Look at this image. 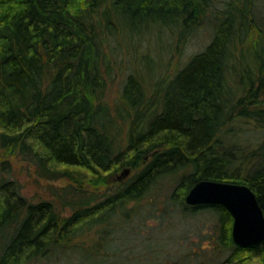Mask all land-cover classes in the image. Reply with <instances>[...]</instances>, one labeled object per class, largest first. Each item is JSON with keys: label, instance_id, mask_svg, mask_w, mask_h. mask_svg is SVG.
Here are the masks:
<instances>
[{"label": "trees", "instance_id": "1", "mask_svg": "<svg viewBox=\"0 0 264 264\" xmlns=\"http://www.w3.org/2000/svg\"><path fill=\"white\" fill-rule=\"evenodd\" d=\"M216 1L0 0V264L264 259V243L233 242L223 205L184 199L200 178L239 181L264 212V135L247 149L234 123L253 118L264 129V22L252 20L255 0ZM205 21L210 40L171 74L144 77L127 69L132 58H116L145 34L163 45L170 36L177 49ZM143 59L150 66L153 58L144 51ZM114 66L126 71L111 102ZM16 161L49 180L52 196L23 194ZM125 165L132 172L113 178ZM59 179L66 183H52ZM160 190L161 220L210 214L196 230L205 248L169 252L140 237L139 205L156 206Z\"/></svg>", "mask_w": 264, "mask_h": 264}, {"label": "rangeland", "instance_id": "2", "mask_svg": "<svg viewBox=\"0 0 264 264\" xmlns=\"http://www.w3.org/2000/svg\"><path fill=\"white\" fill-rule=\"evenodd\" d=\"M223 1L224 0H217L216 4L218 6H222V4H224ZM254 6L256 15L252 17V20H256L257 22L259 21L258 23L262 24L264 22V0H255ZM256 35L257 30L253 29V38H255ZM211 36V25L206 21L199 24L195 31L190 34L185 42L182 43L177 49L172 48L173 45L170 36H166V40L163 45L161 42L158 43L152 34L149 36V38L145 34L144 38L135 39L134 44L131 45L126 54L122 53V51L116 53V58L119 60L121 57L124 59L126 56H128L132 58L133 63H129L127 69H135L138 73H142L144 77L156 78L167 71L171 74L175 69L181 67L189 59L191 54L204 47V45L210 40ZM147 39L149 40L147 41ZM158 45L160 47H158ZM144 51L148 52L153 58L150 66L143 65L145 61L143 59ZM125 71L126 68L123 71L117 66L112 68L110 77L111 79L109 80L105 95L108 101L112 102L116 99L118 90L121 86V83L123 82ZM258 101H264V94L259 97ZM234 123L236 124V128L239 127V135H237V137L242 142V146L245 145L247 149H252V147L255 148L259 146V142L262 140V136L264 135V129L259 128V125L256 123L255 119L241 118L234 120ZM13 168L14 171L12 175L18 179L21 184V192L27 197L37 200L52 196L47 189V183L50 181L38 177L35 174L34 167L31 164H27L24 161H16L13 164ZM124 168L129 169L128 173H122ZM131 172V167L129 165H125L114 171L113 178L116 180H122ZM52 183L61 185L66 183V180L59 179L52 181ZM110 185L112 186L114 183H110ZM159 194L160 195L156 201V206H154L155 203H148L149 200L144 201L141 205H139L141 208L137 210L138 212L136 215V222H134V229L138 232V234H140V237L147 238L146 240L149 242L156 243L155 240H157V238V242H166V244L162 247H166L167 250H170L169 252H173L175 247L181 250V252H188L191 249L194 250V248L199 250V246L205 248L204 246L208 244V239H200L201 230H196L199 226H203L204 230L206 229L205 227L208 225L210 214L206 211H199V213L193 215L191 214V216L190 214H183L182 216L181 213H177L175 218L172 215L170 220H161L159 217V209L163 206L161 202V194H163V191L160 190ZM174 211L177 210L170 212ZM127 227L124 229L123 233H125L126 230H131ZM128 233L130 235H135L136 232L130 231ZM169 236L172 237L170 238ZM140 241L137 242L135 247L139 246ZM140 248L142 247L140 246ZM49 264H59V262L52 261ZM249 264H264V259L260 260L259 258H254Z\"/></svg>", "mask_w": 264, "mask_h": 264}, {"label": "water", "instance_id": "3", "mask_svg": "<svg viewBox=\"0 0 264 264\" xmlns=\"http://www.w3.org/2000/svg\"><path fill=\"white\" fill-rule=\"evenodd\" d=\"M124 168L122 173H128ZM189 204L220 203L232 216L231 237L240 246L264 243V212L255 191L245 182L200 178L185 193Z\"/></svg>", "mask_w": 264, "mask_h": 264}]
</instances>
